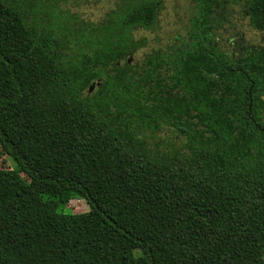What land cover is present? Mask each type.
Returning a JSON list of instances; mask_svg holds the SVG:
<instances>
[{
    "label": "trees",
    "instance_id": "16d2710c",
    "mask_svg": "<svg viewBox=\"0 0 264 264\" xmlns=\"http://www.w3.org/2000/svg\"><path fill=\"white\" fill-rule=\"evenodd\" d=\"M114 2L0 0V264H264V44L133 67L157 0Z\"/></svg>",
    "mask_w": 264,
    "mask_h": 264
},
{
    "label": "flooded vegetation",
    "instance_id": "af4514ba",
    "mask_svg": "<svg viewBox=\"0 0 264 264\" xmlns=\"http://www.w3.org/2000/svg\"><path fill=\"white\" fill-rule=\"evenodd\" d=\"M170 1L157 0L154 27L139 31L143 45L139 51L128 56L131 66L145 63L148 57L157 55L159 69L169 71V58L172 55L177 57L179 52L190 48L188 42L196 37L191 33L196 31L197 26H200L199 31L205 32L201 38L205 42L204 50L209 53L212 44L235 65H241L246 54L264 44V37L260 41L258 36V33L264 32L250 24L245 0H172L176 1L178 17L168 11ZM95 85L98 82L92 87ZM89 91L92 93L94 89Z\"/></svg>",
    "mask_w": 264,
    "mask_h": 264
},
{
    "label": "rangeland",
    "instance_id": "374dc122",
    "mask_svg": "<svg viewBox=\"0 0 264 264\" xmlns=\"http://www.w3.org/2000/svg\"><path fill=\"white\" fill-rule=\"evenodd\" d=\"M71 4L75 9L81 13L83 17L86 18H96L100 16L107 8L111 7L115 0H70ZM176 1H170L168 6V11L178 17L177 15V5L174 4ZM259 40L262 41L264 33H258ZM93 90V89H92ZM13 168L12 161L6 150L0 147V169L10 170ZM22 176L26 177L24 174ZM71 208L67 212L83 213L89 210V205L86 201L81 199H71L69 203ZM73 210V211H72Z\"/></svg>",
    "mask_w": 264,
    "mask_h": 264
},
{
    "label": "water",
    "instance_id": "95a60500",
    "mask_svg": "<svg viewBox=\"0 0 264 264\" xmlns=\"http://www.w3.org/2000/svg\"><path fill=\"white\" fill-rule=\"evenodd\" d=\"M253 86H254V84L252 83V85H251V87H250V93H251V90L253 89ZM92 89H94V87H91V90H92ZM249 108H251V105H250Z\"/></svg>",
    "mask_w": 264,
    "mask_h": 264
}]
</instances>
